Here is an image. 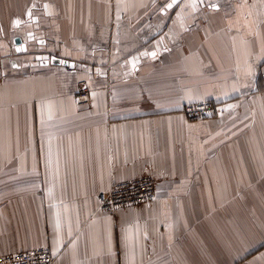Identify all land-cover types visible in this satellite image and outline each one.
<instances>
[{
    "label": "crops",
    "instance_id": "crops-1",
    "mask_svg": "<svg viewBox=\"0 0 264 264\" xmlns=\"http://www.w3.org/2000/svg\"><path fill=\"white\" fill-rule=\"evenodd\" d=\"M203 100L214 113H182ZM146 173L151 201L97 208ZM37 246L264 264V0H0V255Z\"/></svg>",
    "mask_w": 264,
    "mask_h": 264
},
{
    "label": "built area",
    "instance_id": "built-area-1",
    "mask_svg": "<svg viewBox=\"0 0 264 264\" xmlns=\"http://www.w3.org/2000/svg\"><path fill=\"white\" fill-rule=\"evenodd\" d=\"M89 84L86 80L78 81L75 101L78 105L89 102ZM216 104L212 100L187 103L182 113L188 118H201L215 112ZM156 179L152 174H143L129 179L119 180L97 194V208L112 210L118 207L142 204L154 198ZM54 256L48 246H37L26 250L0 255V264H52Z\"/></svg>",
    "mask_w": 264,
    "mask_h": 264
},
{
    "label": "water",
    "instance_id": "water-1",
    "mask_svg": "<svg viewBox=\"0 0 264 264\" xmlns=\"http://www.w3.org/2000/svg\"><path fill=\"white\" fill-rule=\"evenodd\" d=\"M14 41H15L16 43H18V42H19V38H18V37L15 38ZM51 62L62 63V64H64V65H68V66L72 65V62H69V61L66 60V59H61V58L56 57V56H52V57H51Z\"/></svg>",
    "mask_w": 264,
    "mask_h": 264
},
{
    "label": "snow or ice",
    "instance_id": "snow-or-ice-1",
    "mask_svg": "<svg viewBox=\"0 0 264 264\" xmlns=\"http://www.w3.org/2000/svg\"><path fill=\"white\" fill-rule=\"evenodd\" d=\"M173 3H175V0H173ZM167 7H168V8H171V7H172V3L168 4ZM13 23H14V25H15V24H18L19 21L16 20V21H13ZM18 50H19V49H18Z\"/></svg>",
    "mask_w": 264,
    "mask_h": 264
},
{
    "label": "rangeland",
    "instance_id": "rangeland-1",
    "mask_svg": "<svg viewBox=\"0 0 264 264\" xmlns=\"http://www.w3.org/2000/svg\"><path fill=\"white\" fill-rule=\"evenodd\" d=\"M9 58V57H8ZM50 59V58H49ZM12 61V64L14 65V66H12V67H16V66H18L19 65V63H17L14 59H12L11 60Z\"/></svg>",
    "mask_w": 264,
    "mask_h": 264
}]
</instances>
